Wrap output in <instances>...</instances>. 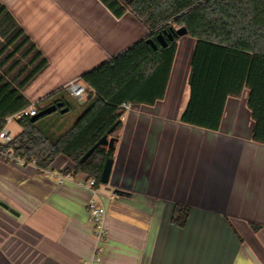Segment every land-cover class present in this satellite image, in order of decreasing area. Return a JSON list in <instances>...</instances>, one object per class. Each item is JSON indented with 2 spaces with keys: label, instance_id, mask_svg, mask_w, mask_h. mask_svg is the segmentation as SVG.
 Listing matches in <instances>:
<instances>
[{
  "label": "crops",
  "instance_id": "crops-1",
  "mask_svg": "<svg viewBox=\"0 0 264 264\" xmlns=\"http://www.w3.org/2000/svg\"><path fill=\"white\" fill-rule=\"evenodd\" d=\"M0 3L47 59L23 91L35 107L60 103L68 83L152 34L133 13L117 18L100 0ZM177 45L164 99L132 104L110 136L113 168L97 195L84 175L60 182L74 168L64 156L45 171L0 161L8 206L0 207V264H264V144L253 141L249 91L227 99L219 131L183 123L197 41L186 35ZM67 99V113L46 116V135L59 137L83 114L84 102ZM92 198L107 211L101 243ZM178 206L190 209L183 227L173 222Z\"/></svg>",
  "mask_w": 264,
  "mask_h": 264
},
{
  "label": "trees",
  "instance_id": "trees-1",
  "mask_svg": "<svg viewBox=\"0 0 264 264\" xmlns=\"http://www.w3.org/2000/svg\"><path fill=\"white\" fill-rule=\"evenodd\" d=\"M100 1L117 18L133 13L152 34L82 77L92 90L91 98L82 104L84 112L72 128L56 139L38 127L40 120L32 123L29 116L19 120L22 132L12 143L17 155L33 160L40 171L64 156L74 165L65 175H84L86 182L95 181L97 189L104 185L101 175L114 150L98 148L86 162L80 161L97 144V135L108 122L115 118L109 136L121 127L124 104L154 105L164 99L180 38L170 40L169 35L176 28H186L197 41L189 77L191 95L182 122L219 131L227 99L241 98L248 90L253 141L264 144V0ZM159 34H166L167 47L159 44ZM0 37L4 40L0 41L3 119L31 107L23 91L48 62L1 3ZM149 39L156 42L157 50L147 43ZM67 98L72 99L68 95L60 103L71 108ZM44 109L37 106L38 115ZM189 213V208L178 206L174 224L183 227Z\"/></svg>",
  "mask_w": 264,
  "mask_h": 264
},
{
  "label": "built area",
  "instance_id": "built-area-1",
  "mask_svg": "<svg viewBox=\"0 0 264 264\" xmlns=\"http://www.w3.org/2000/svg\"><path fill=\"white\" fill-rule=\"evenodd\" d=\"M65 90L67 94L78 103L85 102L88 94L90 93L89 87L80 80H75L68 83L65 87ZM122 110L124 111V113L129 112L130 110H132V105L124 104L122 106ZM26 116H38L37 107L31 106L30 108L20 111L19 113H16L14 115L5 117L3 119L0 118V161L18 164L24 167L31 165L36 166L33 160L28 161L26 158L17 155L12 147V143L15 137L12 135L9 126L13 122L17 120L19 121ZM68 179H72V177L70 175L59 177L60 182ZM85 185L93 192L94 195L98 194V189L95 186L94 180L86 182ZM2 204V199L0 197V207L2 206ZM88 212L90 214L91 222L93 225L94 236L96 237L97 241L101 243L108 238V231L106 228L107 211L102 204L95 200V198H92L88 203ZM99 251L100 249H98V252Z\"/></svg>",
  "mask_w": 264,
  "mask_h": 264
},
{
  "label": "water",
  "instance_id": "water-1",
  "mask_svg": "<svg viewBox=\"0 0 264 264\" xmlns=\"http://www.w3.org/2000/svg\"><path fill=\"white\" fill-rule=\"evenodd\" d=\"M188 34V31L186 30V28H180L176 31H174V34L169 35V39L173 40L174 37H183L186 36ZM158 42L162 47H167L168 43L166 40V34H159L158 37ZM147 43H149L150 45H152V47L154 49H158L156 42L149 39L147 40ZM90 98V97H89ZM59 109H61V113L65 114L69 111V108H64V104L63 103H58L56 105H53L51 107H48L46 109H44L43 111H41V113L36 116V117H32L31 118V122L35 123L37 122L40 118H44L46 116H49L55 112H57ZM115 143H116V139L115 138H111L109 136V134H106L104 136H102L99 141L97 142V144L81 159V163L86 162L91 155L98 149V148H106L109 150H114L115 149ZM113 163L114 160L113 159H108L104 165V169L101 175V182L103 184H108L109 180H110V175L112 172V168H113ZM2 207L5 209H8V206H6L5 204H2Z\"/></svg>",
  "mask_w": 264,
  "mask_h": 264
},
{
  "label": "rangeland",
  "instance_id": "rangeland-1",
  "mask_svg": "<svg viewBox=\"0 0 264 264\" xmlns=\"http://www.w3.org/2000/svg\"><path fill=\"white\" fill-rule=\"evenodd\" d=\"M176 30H178L176 28ZM71 117V116H69ZM47 117L43 118V119H40V121L38 122V127L45 133V134H50L53 129H52V125H50L48 122H47ZM9 129L10 131L12 132V135L14 137L18 136L21 132H22V127L21 125L19 124V121H15L13 122L10 126H9ZM50 138H53V139H56L55 137H52L53 135H48ZM102 135H97V138H101Z\"/></svg>",
  "mask_w": 264,
  "mask_h": 264
}]
</instances>
